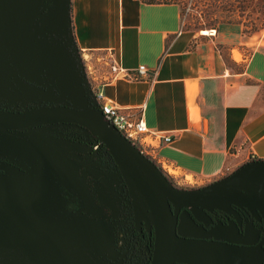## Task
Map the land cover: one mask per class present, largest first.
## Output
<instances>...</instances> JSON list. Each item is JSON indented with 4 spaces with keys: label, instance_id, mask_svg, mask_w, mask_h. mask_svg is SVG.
I'll use <instances>...</instances> for the list:
<instances>
[{
    "label": "crops",
    "instance_id": "obj_1",
    "mask_svg": "<svg viewBox=\"0 0 264 264\" xmlns=\"http://www.w3.org/2000/svg\"><path fill=\"white\" fill-rule=\"evenodd\" d=\"M41 4L0 0L4 102L86 108L64 41L73 36L80 48H113L124 68L148 69L141 80L122 79L100 89L116 106L142 107L146 128L172 138L155 155L171 165L177 185L197 187L264 159V44L241 57L248 41L240 24L219 23L186 36L174 3L67 0L66 34L61 7Z\"/></svg>",
    "mask_w": 264,
    "mask_h": 264
},
{
    "label": "water",
    "instance_id": "obj_2",
    "mask_svg": "<svg viewBox=\"0 0 264 264\" xmlns=\"http://www.w3.org/2000/svg\"><path fill=\"white\" fill-rule=\"evenodd\" d=\"M53 8L61 2L67 34V0H44ZM42 7H45L42 4ZM66 46L69 47V36ZM70 48V47H69ZM71 51V50H70ZM72 55V51H71ZM73 57V55H72ZM18 88L23 83L15 80ZM68 123L85 129L98 139L113 161L129 198L135 227L141 224L152 228V247L149 264H262L264 233L255 243H234L212 238L186 236L177 231L182 210L203 224L209 223L207 210L216 208L232 213L242 205L264 217V159L247 161L227 175L195 188H179L167 178L157 165L142 154L122 134L112 128L104 115L95 108L78 109L62 103L45 104L23 110L0 108V130L22 131L42 126ZM4 207L0 208V216ZM20 214L7 208V232L26 235L27 219L14 218ZM0 224L6 226L0 218ZM42 226L44 224L39 222ZM41 226V227H42ZM41 229V228H40ZM13 239L9 243H23L31 238ZM97 264H105L88 249L84 250Z\"/></svg>",
    "mask_w": 264,
    "mask_h": 264
},
{
    "label": "rangeland",
    "instance_id": "obj_3",
    "mask_svg": "<svg viewBox=\"0 0 264 264\" xmlns=\"http://www.w3.org/2000/svg\"><path fill=\"white\" fill-rule=\"evenodd\" d=\"M195 16L197 14L190 10L181 11L180 30L186 36L202 29L210 30L205 21L200 25L196 24ZM234 17L241 20L242 35L248 41L246 49L241 52V57H247L251 49L264 44V16L261 9L255 6L254 9L248 8L242 13H235ZM0 37L2 38L1 34ZM232 55L239 59L236 50L232 51ZM28 104L32 105L33 102ZM0 105L11 110L26 106L16 102L6 103L1 98ZM3 144L7 145V149L32 154L37 158L38 161H35L40 169L45 167L51 171L52 180L57 182L53 190L57 188V184L61 186L66 198L75 203V213H68L66 219L52 226H42L35 220V230L26 228L28 234L24 238L34 235L40 228L42 234L23 243H9L13 239L21 241L22 238L14 237V234L7 232L0 224V264H97L85 249L106 261V264L141 263L144 255L142 249L134 260H129L130 257L125 252L128 247L124 236L129 226L121 210L124 208L122 205L126 206L127 193L122 188V180L116 167L102 156L101 144L97 139H91L84 131L67 125L50 124L35 129L0 132V146ZM65 151L70 153L69 156L64 154ZM75 155L81 160L75 158ZM187 181L192 183L189 179ZM175 185L179 188H195ZM182 223L183 219L181 232ZM233 226L231 222L216 225L213 230L222 228L225 232L223 236L234 240L236 236ZM177 230L180 234L192 235L179 231V219Z\"/></svg>",
    "mask_w": 264,
    "mask_h": 264
},
{
    "label": "flooded vegetation",
    "instance_id": "obj_4",
    "mask_svg": "<svg viewBox=\"0 0 264 264\" xmlns=\"http://www.w3.org/2000/svg\"><path fill=\"white\" fill-rule=\"evenodd\" d=\"M42 4L45 5L44 9L47 7L51 9H58L61 7V2H59L55 8H53L49 2H44V0H42ZM40 105H45V104H40ZM29 107H33V105H28L23 109ZM0 108L6 109L2 105H0ZM23 109H14V110H23ZM3 131L4 130H0V132ZM87 136H89L91 139H96L94 137H91L89 134H87ZM103 150L104 149H102L101 147L102 156H104L107 160H109L110 163L114 164L109 155L103 154ZM64 154L69 156L68 154L70 153L68 151H65ZM74 157L78 158V160H81L78 157V155H75ZM35 160L38 161L37 158H35L32 154L26 151H17V150L7 151L6 144L0 146V208L1 206L4 207V214L3 216H0V218L5 222L6 231H7V208L15 209L19 211L20 214L15 215L14 218L17 219L21 218L24 220L27 219L30 221L36 220L38 223L42 222L45 226H52L46 224L45 223L46 221L52 220L53 223L55 224L58 221L66 219L68 213L71 212L75 213L74 211L75 203H71L69 199L66 198L63 189H62L63 202L60 199H56L57 204L54 205L55 207L54 211L52 213L48 211V209H51L52 207L51 205H48L49 203L47 202L51 197L50 196L51 192L49 191L50 192L49 193L45 191L44 185L45 183L47 185H51L52 186L51 191H53V187L55 184V181L52 180L53 173L48 169L46 170L45 167H41L40 169ZM45 171H48L49 173H46ZM121 185L122 188L126 190L123 182H121ZM127 200L129 206L127 207L128 204H126L125 206V210L127 213L125 217L129 229L125 231L126 234L124 236L127 241L126 247H128L125 252L128 253V256L130 257L129 260L130 259L134 260L138 258V253L142 249V253L144 255L141 260V263L139 261L138 264H149L150 256H151V247H152V228L149 227V229H146L143 224H141L139 228L134 226L132 220L131 206L128 195L126 194V201ZM60 202L64 203V206H66L65 210L61 208ZM232 207L235 209L237 213L239 222L232 213H226L221 209L213 208L206 211L211 221L207 224H203L200 221H197L194 218H192V216H190L185 210H182L178 216L179 231H180V225L182 219L183 217L186 216L190 226L194 231L189 233L192 235H186V236L212 238L217 240L234 242L238 244L240 243L249 244V243L257 242L264 233V217L262 213L258 209H255L254 212H251L249 208L242 205H238V206L233 205ZM231 222L234 225L233 228L236 236L234 240L227 239L225 236H223L225 232L222 228H220V230L217 231L213 230L214 226L216 225H221L226 223L231 224ZM41 234L42 233L40 232L39 229L34 235L31 236V238L33 236L41 235ZM3 239L7 242L5 238ZM249 239H251V241H249ZM262 247L264 249V244H262ZM147 255L149 257L147 259V262H145ZM106 263L107 262L105 261V264ZM262 264H264V259Z\"/></svg>",
    "mask_w": 264,
    "mask_h": 264
},
{
    "label": "built area",
    "instance_id": "obj_5",
    "mask_svg": "<svg viewBox=\"0 0 264 264\" xmlns=\"http://www.w3.org/2000/svg\"><path fill=\"white\" fill-rule=\"evenodd\" d=\"M69 45L81 85L87 96V107L98 109L112 128L128 139L142 154L152 160L169 180L174 182L176 174L171 165L155 155V148L162 143L170 142L172 138L167 135H157L146 128L141 118L142 107L116 106L103 96L100 89L122 79L141 80L147 76L148 69L143 64L133 69L124 68L114 49L110 47L100 50L80 48L76 45L73 36L69 37ZM103 154L108 155L105 149ZM187 185L191 183L187 182ZM125 203L128 207V200ZM122 207L124 208L121 213L126 215L125 206ZM148 257L147 255L145 262Z\"/></svg>",
    "mask_w": 264,
    "mask_h": 264
},
{
    "label": "trees",
    "instance_id": "obj_6",
    "mask_svg": "<svg viewBox=\"0 0 264 264\" xmlns=\"http://www.w3.org/2000/svg\"><path fill=\"white\" fill-rule=\"evenodd\" d=\"M175 1V0H165V1H142L145 3H156V2H162V3H174L179 8V13L181 16V11L184 9L190 10L191 12H194L197 14L195 16L196 24H201L202 22L206 23L208 28L215 29L219 23H238L241 24V20L234 17L235 13H242L243 10H247L248 8L254 9L255 6L261 9V13L264 16V0H184L183 2ZM200 19V20H199ZM57 125H67L70 127H73L75 129H78L79 131H84V134H88V132L83 129L82 127H79L74 124H68V123H56ZM102 149H105L103 145H101ZM13 149H7V151H10ZM46 173H49L48 171H45ZM57 183V182H55ZM45 191L49 192L51 197L47 201L51 205V209H48L50 213H52L55 209L54 205L57 204L56 199L63 200V190L61 186L57 184V188H55L53 191H51L52 186L47 185L45 183L44 185ZM59 200V201H60ZM63 202V201H62ZM61 203V202H60ZM66 204V203H65ZM72 206V204H71ZM61 208L65 210L66 206H64V203H61ZM46 224L53 225V221H46ZM224 223V222H223Z\"/></svg>",
    "mask_w": 264,
    "mask_h": 264
},
{
    "label": "bare ground",
    "instance_id": "obj_7",
    "mask_svg": "<svg viewBox=\"0 0 264 264\" xmlns=\"http://www.w3.org/2000/svg\"><path fill=\"white\" fill-rule=\"evenodd\" d=\"M203 31L206 33V32H208V30H206V29H203ZM35 222V224H37L36 223V221H28V225H27V227L26 228H28V229H32V231L33 230H35V228H33L34 226H33V223ZM25 227H24V230H23V232L25 233V229H26ZM181 230L183 231V232H186V233H191V232H194L193 231V229H192V227L190 226V224H189V222H188V220H187V218L186 217H183V223H182V227H181ZM196 233V232H195ZM14 237H16V238H23V237H25V235H17V234H14ZM68 258H70V257H68ZM73 259V258H72ZM70 260V259H69ZM74 260V259H73Z\"/></svg>",
    "mask_w": 264,
    "mask_h": 264
}]
</instances>
